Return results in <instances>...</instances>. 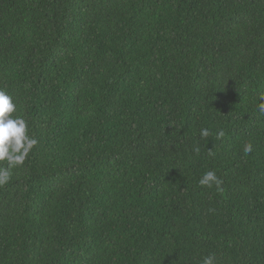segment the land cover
<instances>
[{
  "label": "trees",
  "instance_id": "obj_1",
  "mask_svg": "<svg viewBox=\"0 0 264 264\" xmlns=\"http://www.w3.org/2000/svg\"><path fill=\"white\" fill-rule=\"evenodd\" d=\"M0 90V264H264V0H0Z\"/></svg>",
  "mask_w": 264,
  "mask_h": 264
},
{
  "label": "clouds",
  "instance_id": "obj_2",
  "mask_svg": "<svg viewBox=\"0 0 264 264\" xmlns=\"http://www.w3.org/2000/svg\"><path fill=\"white\" fill-rule=\"evenodd\" d=\"M261 110H264V105H261ZM199 135L201 138H207L210 136V131L208 128H201ZM223 136V131L217 133L218 138ZM37 144L38 140L30 134L29 122L19 114L14 97L0 90V186L10 180L12 169L24 165ZM252 150L251 143L244 144L245 154L251 153ZM194 151L199 154L200 149L197 147ZM207 156L214 157V151L208 148ZM5 163L6 166H4ZM198 183L204 188L215 186L217 190H220L223 181L216 171L208 170L199 178ZM201 264H216L215 255L204 256Z\"/></svg>",
  "mask_w": 264,
  "mask_h": 264
}]
</instances>
